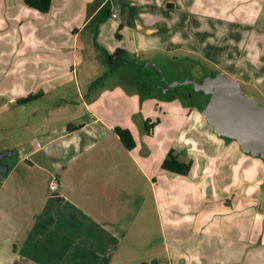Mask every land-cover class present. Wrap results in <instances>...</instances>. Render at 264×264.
<instances>
[{
    "label": "crops",
    "instance_id": "1",
    "mask_svg": "<svg viewBox=\"0 0 264 264\" xmlns=\"http://www.w3.org/2000/svg\"><path fill=\"white\" fill-rule=\"evenodd\" d=\"M106 4L118 33L117 43L105 53L116 65L150 67L152 63L127 58L173 51L198 58L206 70L240 82L253 90L250 96L264 97V0H51L49 13L57 10L61 22L69 24L68 32L77 30L73 42L78 44L81 30L88 29ZM105 27L101 25L99 36ZM45 53L31 56L29 62L46 67L48 73L56 70L41 84L61 80V98L44 119L34 122L35 116L23 125L21 118L25 130L13 144L21 148L11 159L9 173H0V264H264V208L258 205L264 197L250 195L248 208L243 206L242 149L215 133L203 115L206 105L199 115L215 144L203 151L207 163L194 185L199 200L218 206L172 216L169 226L175 241L172 247L165 245L163 258L158 252L161 240L147 244V229L140 225L146 218V184L155 189L160 175L152 169L150 151L143 152L138 142L160 124L152 120L157 86L152 80L143 84L147 93H137L143 100L141 112L130 117L125 100L91 91L97 88L95 76L103 80L116 71L97 73L84 84L75 80L73 98L65 92L73 81L64 79L79 65V48ZM44 98L38 95L35 100ZM55 110H61V119ZM116 128L131 132L133 150L125 148ZM181 151L177 156L186 162L187 151ZM253 165L246 169L256 168ZM224 170L231 173L228 183ZM189 174L180 177L188 180ZM53 177L59 182L56 192L49 186ZM262 181L257 177L253 185ZM179 233L187 238L179 240ZM146 249L152 250L150 255Z\"/></svg>",
    "mask_w": 264,
    "mask_h": 264
},
{
    "label": "rangeland",
    "instance_id": "2",
    "mask_svg": "<svg viewBox=\"0 0 264 264\" xmlns=\"http://www.w3.org/2000/svg\"><path fill=\"white\" fill-rule=\"evenodd\" d=\"M57 15L58 12L55 9L50 13L34 11L21 0H0V151L15 150L18 152L21 147H14L13 144L17 136L25 130V127L19 125L21 118L23 125L26 121H32L35 116L37 117L35 121L33 120L34 122L44 119L56 108L58 99L61 98V87H59L61 80L54 81L50 86L41 84L48 72L46 67L29 62L30 57L35 54L44 55L48 51L73 48L77 45L80 51L79 65L74 74L64 79L66 82L73 81L65 92L74 98L76 97L75 80L84 84L94 78L97 73L100 76L107 70L116 71L114 75L103 80L95 76L92 80L97 81V88H92L91 91L97 92V95L102 98L125 100L130 117L141 112L143 100H139L137 93L145 95L147 92L143 84H148V81L152 80L157 86L154 88L157 97L154 99L156 106L153 108L152 120L157 125L159 122L160 124L150 136L144 135L143 138H139L138 142L143 152L145 149L150 151L149 161L152 163V169L159 170L160 175L156 177L155 189L150 183L146 184V218H143L140 225L147 229L145 239L147 244L161 240L158 252L164 258L165 245L172 247L175 241L173 240L175 231H171L169 226L172 216L182 210L213 209L218 206H209L199 200L198 191L194 185V180H198L196 175L201 173L202 165L207 163L203 151L208 150L210 144L211 147L215 144V141L211 139L210 131H207L204 120L199 115L209 98L202 92L196 91L192 85H184L188 79L203 81L206 76H213L215 71L206 70V67L197 63L198 58L184 57L173 51L154 52L152 56H147L142 52L140 57L138 54L136 56L131 54L127 58L129 61H141L146 65L152 63L153 66L123 68L121 65L110 62L105 53V49L112 50L117 43L118 26L115 21L107 19L103 23L106 27L102 36L99 34L96 36L93 27L85 31L81 30L78 44H76L73 42V32L77 30L73 28V32H68L69 24L61 22V17ZM55 71L51 69L48 74ZM177 82L181 86L169 88ZM37 84L39 87L35 90L34 87ZM243 90L247 95L254 94L253 90L245 85ZM106 91L108 93L103 95ZM31 93L37 97L44 95L45 98L28 104L18 103V100L28 98ZM26 94L28 96L23 98ZM256 97L264 105V97L259 94ZM53 113L61 119V110H55ZM57 121L58 119H55L53 123ZM33 125L35 123L31 124L32 127ZM234 142L238 145L236 140ZM171 149L180 156H182L181 149H186L184 160L192 163V171L188 180L162 171L161 164L166 153ZM210 155L213 154L210 153ZM241 156L242 187L240 192L243 196V206L246 204L247 207L249 204L247 198L250 195H256L261 199L264 197V168L262 165L264 159L243 151ZM248 156H253V158ZM4 161L11 162V159L6 158ZM250 162H253L256 168L246 169ZM223 176H225L223 180L228 183L231 177L230 170H224ZM257 177L263 179L258 187L253 185V183L256 184L255 178ZM221 182L219 178L218 187L222 191ZM249 186L256 190H251L252 193H250ZM235 189L238 193L237 184ZM229 201L232 202V200ZM260 204L264 208L263 200L258 202V205ZM185 238H187L186 234L179 233V240ZM151 251L146 249L145 254L150 255Z\"/></svg>",
    "mask_w": 264,
    "mask_h": 264
},
{
    "label": "water",
    "instance_id": "3",
    "mask_svg": "<svg viewBox=\"0 0 264 264\" xmlns=\"http://www.w3.org/2000/svg\"><path fill=\"white\" fill-rule=\"evenodd\" d=\"M186 84L210 96L203 115L218 136L236 140L244 153L264 159V105L256 97L245 94L242 84L224 73L206 76L202 82L188 79ZM17 154L15 150L0 151L1 174L7 175L11 169L4 160Z\"/></svg>",
    "mask_w": 264,
    "mask_h": 264
},
{
    "label": "trees",
    "instance_id": "4",
    "mask_svg": "<svg viewBox=\"0 0 264 264\" xmlns=\"http://www.w3.org/2000/svg\"><path fill=\"white\" fill-rule=\"evenodd\" d=\"M25 4L35 9L41 13H48L51 8V0H24ZM111 17V11L108 4L104 5L98 13L90 20L87 28L93 27L95 30V35L98 36L101 25ZM118 37V35H117ZM120 53V50H117V54ZM114 57H108V60L113 63ZM179 92V91H178ZM37 96H29L26 99L18 100L19 104H27L33 100H35ZM210 98V97H208ZM209 100V99H208ZM156 125V123H155ZM154 127V126H153ZM115 133L119 136L122 144L128 150H133L136 146L135 140L131 134V132L127 129L116 128ZM10 167H13V162H9ZM192 163L191 162H183L179 159V157L175 154L174 150H170L162 163V169L167 172H171L173 174L179 176H187L191 171Z\"/></svg>",
    "mask_w": 264,
    "mask_h": 264
},
{
    "label": "built area",
    "instance_id": "5",
    "mask_svg": "<svg viewBox=\"0 0 264 264\" xmlns=\"http://www.w3.org/2000/svg\"><path fill=\"white\" fill-rule=\"evenodd\" d=\"M112 17H116V16L113 15ZM49 186H50V190L53 192H56L59 189V182L57 177L52 178Z\"/></svg>",
    "mask_w": 264,
    "mask_h": 264
},
{
    "label": "flooded vegetation",
    "instance_id": "6",
    "mask_svg": "<svg viewBox=\"0 0 264 264\" xmlns=\"http://www.w3.org/2000/svg\"><path fill=\"white\" fill-rule=\"evenodd\" d=\"M200 82H202V81H200ZM179 86H181V84L178 85L177 88H178ZM174 88H175V87H174ZM203 94H204V93H203ZM185 95H188V93H187V94L185 93ZM188 96H189V95H188ZM206 96H208V95H206ZM208 97H210V96H208Z\"/></svg>",
    "mask_w": 264,
    "mask_h": 264
}]
</instances>
